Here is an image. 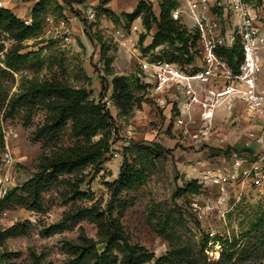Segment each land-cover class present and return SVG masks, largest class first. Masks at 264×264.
Segmentation results:
<instances>
[{
	"label": "rangeland",
	"instance_id": "1",
	"mask_svg": "<svg viewBox=\"0 0 264 264\" xmlns=\"http://www.w3.org/2000/svg\"><path fill=\"white\" fill-rule=\"evenodd\" d=\"M140 1L159 15L154 5L157 9L161 0H40L39 6L29 0L20 13L11 11L27 16L34 10V22L42 24L38 37L19 43L0 29V68L7 70L0 71V102H4L0 168L7 143L18 161L19 184L9 189L7 199L0 194V264H74L67 244L81 236L93 239L102 253L106 245L98 223L63 222L67 212L78 209L103 213L104 222L118 221L131 245L153 254L146 264H264V192L248 185L203 188L199 183L209 168L250 150L244 144L250 129L256 134L261 130L257 124L250 127L244 108L236 102L222 104L206 118L199 107L183 118L168 97L166 106L158 103L152 92L151 65L169 54L182 55L181 45L149 49L157 28L146 10L134 19L142 23L141 31H132L134 20L127 16L136 12ZM177 2L182 15L177 20L188 32L197 31L184 0ZM253 4L264 9V0ZM67 16L72 22L61 28ZM222 25L225 31L227 26ZM68 29L70 35L65 33ZM119 30L124 37L117 34ZM260 38L258 54L264 72V18ZM188 45L190 54L200 50L198 39L193 47L191 41ZM15 49L19 54L34 53L19 71L4 64ZM121 77L128 80L132 93L126 94L131 102H126L125 111L118 108L113 92L114 79ZM31 80H56L86 89L91 101H101L110 111L115 128L110 152L100 165L79 173H59L42 186L39 196L28 182L49 160L83 139L74 137L70 123L59 133L46 129L50 118L46 99L10 103ZM261 149L251 144L253 155ZM125 162L139 171L140 180L113 197L112 185ZM194 182L193 191L177 194ZM114 253L121 264L122 253Z\"/></svg>",
	"mask_w": 264,
	"mask_h": 264
},
{
	"label": "built area",
	"instance_id": "2",
	"mask_svg": "<svg viewBox=\"0 0 264 264\" xmlns=\"http://www.w3.org/2000/svg\"><path fill=\"white\" fill-rule=\"evenodd\" d=\"M26 2L27 0H21ZM198 32L200 50L191 51L192 60L184 64L157 60L152 66V92L158 103L166 106L169 98L177 106L183 118L191 117L192 110L199 107L202 117L214 114L215 109L227 102L240 104L248 122L258 125L261 132H251L244 144L250 149L233 154L229 162L202 174L200 185L210 188L214 185L252 186L264 192V72L263 62L258 54L260 30L263 25L264 9L256 8L252 0H184ZM255 3V2H254ZM8 2L0 0V10ZM15 14V13H14ZM16 15V14H15ZM181 10L172 12V18L181 19ZM25 25L33 24L32 15L19 16ZM50 20V19H48ZM67 16L61 20V28L68 26ZM139 18L132 22V31H141ZM222 23L227 28L223 31ZM69 34V29L66 30ZM118 35L124 37L122 30ZM70 39L69 36L66 37ZM242 46L243 60L235 72L227 60L219 54L221 49H231L236 42ZM188 56L186 55V58ZM161 105V106H162ZM171 105V107H173ZM252 127V128H253ZM255 128V127H254ZM263 146L257 154L251 153V144ZM18 161L7 143L1 155L0 194L6 195L11 187H17L15 173Z\"/></svg>",
	"mask_w": 264,
	"mask_h": 264
},
{
	"label": "trees",
	"instance_id": "3",
	"mask_svg": "<svg viewBox=\"0 0 264 264\" xmlns=\"http://www.w3.org/2000/svg\"><path fill=\"white\" fill-rule=\"evenodd\" d=\"M37 3V6H39L40 0ZM178 7L179 4L176 0H162L160 13L156 16L152 6L140 1L136 12L128 15L127 18L133 21L143 10L149 12L151 22L156 25L157 32L154 34L153 41L148 48L153 49L167 43L174 45L177 42L181 45L182 55L169 54L166 57L167 59L164 60L184 64L193 59L188 44L191 41V47L195 45L198 32H188L179 20L172 18V12ZM33 11L32 17L34 16ZM0 29L9 32L16 41L22 43L25 40L38 37L42 24L38 21L34 22L33 17V24L27 26L17 19L9 8H5L0 10ZM104 47L102 45L103 51L105 50ZM103 54L105 55L104 52ZM219 54L227 60L229 66L235 72H238L243 60L242 46L238 41L231 49L219 50ZM32 55L34 53L19 54L18 49H15L7 54L4 64L11 71H19L21 64L26 63V60ZM0 71L7 73V70L2 68H0ZM127 81L125 77L116 78L113 81V92L114 97L117 99L118 108L124 111L127 103L131 102V99L126 96V94L130 95L129 93H131ZM142 87L144 86H140V89ZM123 95L125 96L123 97ZM89 97V93L84 88H75L56 80L43 82L31 80L27 81L24 90L11 99L10 103L14 106L24 100L34 104L39 99H46L50 111L49 125L46 129L49 132L59 133L65 130L70 123L74 137L83 139V144L81 142L78 146L70 148L67 153L49 160L45 169L28 182L29 185L34 187L36 196H39V193L42 192V186L53 181L59 173H79L90 165H100L104 155L110 152V135L115 129L112 115L101 101L95 103ZM3 103V101L0 102V112ZM97 136H101V138L96 142H92V139ZM2 138L0 124V143ZM138 175L139 171L133 170L125 162L121 167L119 178L112 185L113 197H117L122 190L129 189L138 182L140 180ZM196 184L197 182L189 184L186 189L178 190L177 194L193 191L192 188ZM27 185L25 184V187ZM10 193H12V190L6 193L4 199H7ZM78 195L80 197L84 196L82 193ZM85 219L98 223L99 236L105 242L106 247L100 253L97 250V243L91 238L81 236L77 242L70 241L67 246L69 252L75 257L74 264H117L119 258L114 253L115 250L122 253L121 264H146L152 259L153 254L145 251L143 247L130 244L118 221L110 219L108 222H104L103 213L96 212L93 209H78L76 212H67L63 222L65 224L76 223Z\"/></svg>",
	"mask_w": 264,
	"mask_h": 264
},
{
	"label": "crops",
	"instance_id": "4",
	"mask_svg": "<svg viewBox=\"0 0 264 264\" xmlns=\"http://www.w3.org/2000/svg\"><path fill=\"white\" fill-rule=\"evenodd\" d=\"M4 1H6V2H8V5H7V8H9L10 10H15V9H17V12H21L22 10H24L25 8L23 7V5H24V3L25 2H23V1H21V0H4ZM27 1H29V0H27ZM35 1V3H37L39 0H30V3L32 4V2H34ZM177 1V0H176ZM252 1H254V2H257L258 0H252ZM18 2H22L21 4H20V6L18 5L19 3ZM161 2H162V0L160 1V2H158L157 3V5H158V7H157V9H156V7H155V5H154V9L158 12V13H160V4H161ZM30 5V4H29ZM21 7V8H20ZM33 7V6H32ZM19 9V10H18ZM182 18V17H181Z\"/></svg>",
	"mask_w": 264,
	"mask_h": 264
}]
</instances>
